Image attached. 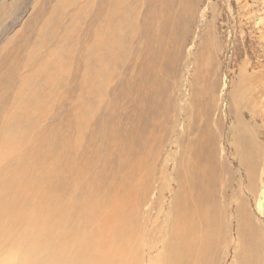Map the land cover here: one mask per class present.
Segmentation results:
<instances>
[{
	"label": "rangeland",
	"instance_id": "1",
	"mask_svg": "<svg viewBox=\"0 0 264 264\" xmlns=\"http://www.w3.org/2000/svg\"><path fill=\"white\" fill-rule=\"evenodd\" d=\"M55 2L0 0V57L43 5ZM112 2L97 0L75 36V58L65 80L50 92L53 100L41 128L59 131L58 149L74 124L70 107L86 93L83 80L98 66L91 53L86 57L87 43L100 25L113 29L119 23L108 22L105 14ZM129 2L116 46L104 52L114 67L106 69L110 79L99 86V96L84 95L85 105L98 103L85 148L91 157L100 156L101 173L130 189L127 223L136 232L125 264L135 256L137 264L164 263L172 216L176 222L185 201L182 176L198 148L216 161L218 174L211 202L219 205L213 203L209 214L216 218L217 248L206 264H242L245 254L264 264V0ZM118 52L120 61L111 60ZM23 96L37 116L39 100Z\"/></svg>",
	"mask_w": 264,
	"mask_h": 264
},
{
	"label": "bare ground",
	"instance_id": "2",
	"mask_svg": "<svg viewBox=\"0 0 264 264\" xmlns=\"http://www.w3.org/2000/svg\"><path fill=\"white\" fill-rule=\"evenodd\" d=\"M112 1L114 8L105 14L108 22L117 19L119 23L113 29L106 28V23L100 25L85 47L86 57L91 53L93 65L98 66L88 71L82 88L86 93L70 107L75 111L74 124L66 129L68 134L61 146L65 149H58L59 131L41 128V124L53 100L51 90L55 91L65 80L66 69L75 58V36L84 19L94 11L97 0L44 4L20 35L3 47L0 111L7 118L3 120L0 113V264L126 263L136 232L127 223L130 189L121 186L119 179L101 173L104 163L100 156L91 157L84 145L86 128L98 106L97 102L85 105L84 95L102 93L105 85L101 84L110 79L106 69L114 68L106 63L104 52L108 50L106 53L110 54L129 19V0ZM100 9L102 13L104 7ZM115 58L120 61L121 53L113 54L111 60ZM116 76L114 73L113 79ZM13 88L15 93L11 95ZM23 95L39 100L37 116H32L35 109ZM13 102L18 103L17 109L9 107ZM43 111L46 114H41ZM197 152L182 176L185 201L177 210L176 222L172 216V243L163 246L167 255L164 257L162 252L165 261L160 264H206L217 248L213 237L216 218L209 215L214 211L213 203L219 205L218 200L211 202L218 192L216 161L200 148ZM249 247L250 244L246 250ZM243 258L242 264H255L253 255L245 254ZM139 262L135 256L132 264Z\"/></svg>",
	"mask_w": 264,
	"mask_h": 264
}]
</instances>
